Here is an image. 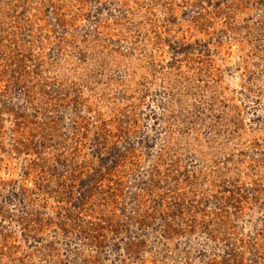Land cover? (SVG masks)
<instances>
[{"label":"rangeland","instance_id":"rangeland-1","mask_svg":"<svg viewBox=\"0 0 264 264\" xmlns=\"http://www.w3.org/2000/svg\"><path fill=\"white\" fill-rule=\"evenodd\" d=\"M0 264H264V0H0Z\"/></svg>","mask_w":264,"mask_h":264}]
</instances>
